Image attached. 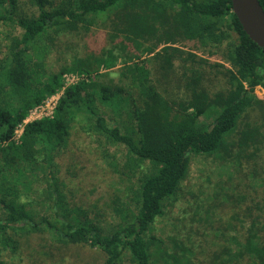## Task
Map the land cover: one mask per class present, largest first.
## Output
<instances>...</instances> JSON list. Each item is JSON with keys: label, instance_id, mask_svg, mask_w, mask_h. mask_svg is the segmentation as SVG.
<instances>
[{"label": "trees", "instance_id": "obj_1", "mask_svg": "<svg viewBox=\"0 0 264 264\" xmlns=\"http://www.w3.org/2000/svg\"><path fill=\"white\" fill-rule=\"evenodd\" d=\"M27 4L31 9L0 0V27L21 30L0 41V264L4 252H19L35 233L59 253L98 249L97 264L158 263L150 243L161 251L164 242L149 235L151 226L183 197L195 157L211 166L212 193L198 200L188 194L180 221L200 217L203 234L219 243L205 251L200 237H185L174 264H264V173L256 168L264 162V98L255 93L264 86V49L243 31L231 1ZM95 28L105 29L106 45L48 69L57 37ZM202 49L219 53L222 63L199 56ZM65 74L78 80L53 117L28 123L14 141L18 125L63 87ZM79 125L104 151L123 149L112 167L126 181L125 204L107 233L98 216L89 220L91 210L70 207L53 174L56 149Z\"/></svg>", "mask_w": 264, "mask_h": 264}, {"label": "rangeland", "instance_id": "obj_2", "mask_svg": "<svg viewBox=\"0 0 264 264\" xmlns=\"http://www.w3.org/2000/svg\"><path fill=\"white\" fill-rule=\"evenodd\" d=\"M24 10L31 9L28 0H19ZM21 30L17 27L2 28L0 27V41L3 43L8 37L19 36ZM5 40V41H4ZM106 45L105 29L95 28L88 34H64L55 39L53 51L47 56V67L50 71H56L64 60L74 53L83 54L89 50H98ZM183 50H189L186 47ZM202 49L197 54L203 58H207L212 62L222 63L217 53L216 57H209ZM255 93L259 98H264V86L256 87ZM112 152H116V159H111ZM123 149H111L104 151L97 147L90 136L80 129V125L76 126L66 143L56 149L54 164L57 170H53L54 177L62 183V191L66 195L70 207H78L81 211L91 210L89 220L97 222L101 221L100 227L104 232H109L112 226L118 223V213L120 208L125 204L124 188L127 185L124 178L120 180L119 173L114 172L112 164L123 160ZM211 166L208 161L201 157L192 159L189 173L184 181L181 191L183 197L174 203L168 204L162 216L155 219L151 226L149 235L161 239V251H158L154 243H150V250L154 257L159 259L156 264H165L168 260L170 264H174V257L181 258V250L185 245V237L190 239L201 238L203 240L202 249L205 251L217 241L211 234L209 236L203 234L201 228V218L194 216H186L187 222L180 221L186 214L188 206V194H195L196 200L211 194L210 176L212 174ZM258 172L264 173V162L258 163L256 166ZM263 176V175H262ZM212 181V180H211ZM187 195V196H186ZM186 196V197H185ZM198 198V199H197ZM32 214L35 220H39L41 213L38 210ZM94 216H98L95 218ZM81 219L82 216H81ZM186 225V227H184ZM183 228V234H179V230ZM203 236V237H202ZM207 236V237H205ZM49 238L46 234H33L30 241L19 252L3 253L5 264H97L102 255L98 249H92L88 246H72L69 250L59 253L44 244L41 238ZM178 246H175L173 242ZM219 241L212 248H217ZM184 244V245H183ZM183 245V246H182ZM44 247V249H42ZM167 247V249H165ZM51 253L52 255H48ZM61 254V255H60Z\"/></svg>", "mask_w": 264, "mask_h": 264}, {"label": "water", "instance_id": "obj_3", "mask_svg": "<svg viewBox=\"0 0 264 264\" xmlns=\"http://www.w3.org/2000/svg\"><path fill=\"white\" fill-rule=\"evenodd\" d=\"M232 12L243 31L264 49V10L258 0H230Z\"/></svg>", "mask_w": 264, "mask_h": 264}, {"label": "built area", "instance_id": "obj_4", "mask_svg": "<svg viewBox=\"0 0 264 264\" xmlns=\"http://www.w3.org/2000/svg\"><path fill=\"white\" fill-rule=\"evenodd\" d=\"M78 78L73 74H65L63 76V87L56 93L47 96L40 105L34 107L28 112L27 117L15 130L13 140L18 142L23 132L24 127L31 122L42 120L45 118H52L54 110L59 102V99L63 96L66 87L72 86L77 82ZM261 87V86H258Z\"/></svg>", "mask_w": 264, "mask_h": 264}]
</instances>
